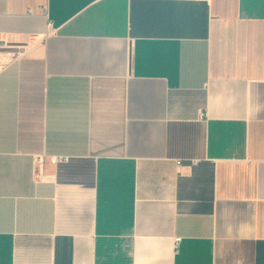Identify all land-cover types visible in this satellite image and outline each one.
<instances>
[{
  "label": "crops",
  "instance_id": "obj_1",
  "mask_svg": "<svg viewBox=\"0 0 264 264\" xmlns=\"http://www.w3.org/2000/svg\"><path fill=\"white\" fill-rule=\"evenodd\" d=\"M0 65V264H264V0H0Z\"/></svg>",
  "mask_w": 264,
  "mask_h": 264
},
{
  "label": "built area",
  "instance_id": "obj_2",
  "mask_svg": "<svg viewBox=\"0 0 264 264\" xmlns=\"http://www.w3.org/2000/svg\"><path fill=\"white\" fill-rule=\"evenodd\" d=\"M3 66L0 65V71L2 70ZM45 156H38L35 160V164H36V172L38 173V175L41 177H43V169H44V165H45ZM61 161H65V158H60V157H53L51 159V162L53 164H58L59 162ZM178 166H182V162L181 161H178ZM179 242V240H178Z\"/></svg>",
  "mask_w": 264,
  "mask_h": 264
}]
</instances>
